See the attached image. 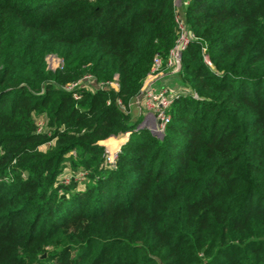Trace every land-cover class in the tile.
I'll return each mask as SVG.
<instances>
[{"label":"trees","instance_id":"trees-1","mask_svg":"<svg viewBox=\"0 0 264 264\" xmlns=\"http://www.w3.org/2000/svg\"><path fill=\"white\" fill-rule=\"evenodd\" d=\"M178 1L0 0V264H264V0ZM177 13L187 92L107 169Z\"/></svg>","mask_w":264,"mask_h":264},{"label":"built area","instance_id":"built-area-1","mask_svg":"<svg viewBox=\"0 0 264 264\" xmlns=\"http://www.w3.org/2000/svg\"><path fill=\"white\" fill-rule=\"evenodd\" d=\"M176 1L178 4L179 1L178 0ZM186 3L187 2L184 1L182 3L183 6H185ZM175 20L177 23L179 36L176 45L169 51V57L166 61L167 68H169L174 73H176L180 69L182 51L187 47L188 43L192 39H194L193 34L190 31H188L185 20L180 13L176 14ZM57 59L58 62L55 68L60 66L62 63V61L59 58ZM203 61L207 65L209 66L211 65V62L206 54L203 55ZM162 72H163L162 61L158 56H155L153 58L151 72L143 82L140 94L137 97H135L132 103V105L134 104L139 105L140 111L144 113L140 115L141 118L138 125L133 130L126 131L122 135L124 141L128 139L129 135L131 134V131L138 130L140 128H147L153 134L163 135L164 130L170 121V114L168 112L170 105L180 95L186 94L187 91L181 86H177V89H171L166 86L163 87L161 86V88L155 89L151 84L146 85L148 79L150 78L157 79L162 74ZM92 83H93V89L109 87L114 89L115 91L118 90V82L116 76L111 81L104 83H97V82L95 83L94 77H92L91 75H85L81 79L65 85L64 88L66 90L72 91L81 85L84 86L92 85ZM117 104L121 108H123L126 113L129 111L127 108L125 109L123 107V104L120 100H117ZM38 127L39 130L43 128V121L41 119L38 120ZM119 152L120 149L109 151L106 147H104V152H103L104 166L106 163H108L107 165L109 169L114 168L116 166ZM69 178L70 177L68 176L62 179L60 178V181L67 183L69 182ZM71 178H75V177L71 176Z\"/></svg>","mask_w":264,"mask_h":264},{"label":"rangeland","instance_id":"rangeland-1","mask_svg":"<svg viewBox=\"0 0 264 264\" xmlns=\"http://www.w3.org/2000/svg\"><path fill=\"white\" fill-rule=\"evenodd\" d=\"M57 62H58V59L54 56V55H49L48 57H47V64H48V68H50V69H54L56 66H57ZM167 69H169V68H167ZM169 71H171L170 69H169ZM158 79V78H157ZM157 79H155V78H150V79H148V81H147V83H146V85H148V84H151L155 89L157 88V89H159V88H161V86L157 83ZM175 82L177 83H173L172 82V84L171 85H165L166 87H169V88H171V89H177V86H178V84L180 85V83H179V81H178V79L175 77ZM145 85V86H146ZM163 87V86H162ZM132 105V104H131ZM128 114H131L133 117H135V118H141L140 117V115L141 114H143L144 112H141L140 111V108H139V105H137V104H134V105H132L131 106V109H129V111L127 112ZM143 119V118H142ZM157 136H159V137H161L162 135H157ZM126 141H127V139H126ZM126 141H124V142H121V141H119V140H114V141H110V142H104L102 145L104 146V147H106L109 151H114V150H118V149H120L121 150V146L126 142ZM108 163H106L105 164V168H107V169H109L108 168V165H107ZM70 177L71 178V176H73V177H75L74 179H76V181H78L79 183H80V185L82 186L83 184H84V182H86L87 180H85L84 178H83V176H84V172L83 171H78V173L75 175H72V173H70L69 172V170L68 169H65L60 175H59V179L61 178H65V177ZM70 178H69V180H70ZM66 179H68V178H66ZM72 179V178H71Z\"/></svg>","mask_w":264,"mask_h":264},{"label":"crops","instance_id":"crops-1","mask_svg":"<svg viewBox=\"0 0 264 264\" xmlns=\"http://www.w3.org/2000/svg\"><path fill=\"white\" fill-rule=\"evenodd\" d=\"M175 77L177 78V75L174 72L169 71V69H167V67H166V69H164L162 74L158 77L157 83L160 86L171 85L172 82L174 83L176 81ZM178 86H180V85L178 84ZM114 140H119L121 142H124V138L122 136H119V137H111L107 140L101 141V144H103L104 142H110V141H114Z\"/></svg>","mask_w":264,"mask_h":264}]
</instances>
